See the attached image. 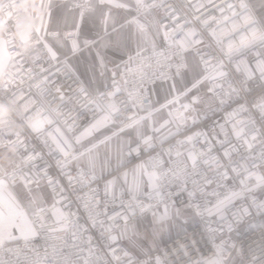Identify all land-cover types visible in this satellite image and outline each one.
Here are the masks:
<instances>
[{
	"label": "snow or ice",
	"instance_id": "1",
	"mask_svg": "<svg viewBox=\"0 0 264 264\" xmlns=\"http://www.w3.org/2000/svg\"><path fill=\"white\" fill-rule=\"evenodd\" d=\"M40 7L35 55L11 34L13 0L0 17L9 25L0 39V101L13 105L0 122V153L12 155L0 163V264H136L112 246L114 233L129 235L147 211L161 226L179 218L168 203L177 190L209 232L230 229L252 208L264 211L255 195H264V3L259 12L251 0H41ZM69 20L72 31L62 34ZM32 88L52 97L47 109L30 112ZM88 117L77 134L76 121ZM54 124L57 135L45 134ZM30 133L47 153L27 143ZM68 191L108 252L84 240ZM160 204L162 214L154 210ZM231 251L222 242L194 264H230Z\"/></svg>",
	"mask_w": 264,
	"mask_h": 264
},
{
	"label": "built area",
	"instance_id": "2",
	"mask_svg": "<svg viewBox=\"0 0 264 264\" xmlns=\"http://www.w3.org/2000/svg\"><path fill=\"white\" fill-rule=\"evenodd\" d=\"M171 2H182V0H171ZM20 19H27V10H24L19 14ZM63 34L64 32L72 31L70 29L60 30ZM69 43H71L69 41ZM38 49L33 48L29 56L37 54ZM47 67V64L43 65ZM64 76H60L59 80L63 82ZM29 89L27 83L25 84V95L27 96ZM30 99L34 100L35 103L29 105L30 112L33 110L47 109L49 102L52 100L51 96L45 95L42 97L37 89H31ZM47 114L46 112L44 113ZM75 116V113L72 114ZM220 114L217 115L216 119H219ZM241 119H247V117L241 116ZM87 119L81 118L76 121L77 134L79 131L83 130L86 125ZM58 126L64 128V125L60 123ZM54 125H44V129L47 132L52 133V135H57ZM235 142V141H234ZM27 143L30 146H35L37 151L43 150L47 153V148H44L42 139L38 138L35 133H30L28 136ZM197 148L200 147L199 144L196 145ZM217 153H214L216 155ZM222 157V154H219ZM51 174L53 176L57 175V170L52 169ZM62 183L67 185V181L62 179ZM95 187V185H93ZM101 185V189H102ZM66 195L71 200L70 210L75 213V219L82 226L84 233V240L87 241L89 236L92 237L93 247L98 249L101 253L108 252L109 249L104 246V241L100 237V228L93 227L91 220L88 219V211L85 209L83 203L76 201L75 194L68 191ZM257 199H264L259 191L256 192ZM223 198V196L221 197ZM250 202V201H249ZM169 206H188L192 211L194 218L192 224L184 229V231L172 238L166 239L158 248L148 251L144 254H138L136 250L122 237H120L119 232H116L118 236L117 241L112 245L117 249H123L127 251L136 264H146V262H154L157 257H159L164 264H194L196 260L208 259L213 256L216 251V246L222 242H227L231 251L230 263L234 260H238L241 264H264V211H260L256 208H252L250 214L237 217H233L231 220V227L217 228L214 232L208 231V221L201 217L194 203L189 199L187 193H181L179 190L173 191L170 200L168 201ZM213 203L215 200L213 199ZM237 208L246 207L243 201H236ZM164 204H160L158 209H154L157 213L164 208ZM211 207V205H209ZM67 210V209H65ZM117 210H119L117 208ZM236 211V209H233ZM150 215L153 216L151 211H147L138 214L132 221V223L138 221L139 219ZM122 224L123 221H120ZM214 228L215 224L212 225ZM37 246H41L43 241L37 239L35 241Z\"/></svg>",
	"mask_w": 264,
	"mask_h": 264
},
{
	"label": "clouds",
	"instance_id": "3",
	"mask_svg": "<svg viewBox=\"0 0 264 264\" xmlns=\"http://www.w3.org/2000/svg\"><path fill=\"white\" fill-rule=\"evenodd\" d=\"M7 0H0V17L5 14V4ZM14 11L17 14L12 25L11 34L15 38L19 49L26 55H30L34 45V33L39 26V17L44 15V10L40 7L41 0H13ZM27 10V19H20L19 14ZM9 33L7 21L0 18V39L5 38ZM10 67V66H9ZM9 67H5L7 72ZM13 115V105L9 102L0 101V122L6 121ZM12 159L10 152L0 153V163H8Z\"/></svg>",
	"mask_w": 264,
	"mask_h": 264
},
{
	"label": "rangeland",
	"instance_id": "4",
	"mask_svg": "<svg viewBox=\"0 0 264 264\" xmlns=\"http://www.w3.org/2000/svg\"><path fill=\"white\" fill-rule=\"evenodd\" d=\"M113 141V146H115ZM172 211L179 210L180 217L168 221L163 226L159 225L152 216H145L139 222L132 226L134 233V246H132L138 254H144L150 250L158 248L166 239L172 238L175 234H180L186 227L192 224L193 217L189 215V211L180 206L170 207ZM164 212V208L159 214ZM231 264V263H230ZM240 264V263H235Z\"/></svg>",
	"mask_w": 264,
	"mask_h": 264
},
{
	"label": "crops",
	"instance_id": "5",
	"mask_svg": "<svg viewBox=\"0 0 264 264\" xmlns=\"http://www.w3.org/2000/svg\"><path fill=\"white\" fill-rule=\"evenodd\" d=\"M57 2H59V0H57ZM251 3H253V4H255L256 5V10H257V12H259V10H260V7H261V4L262 3H264V0H251ZM51 27L52 28H56V24H55V21H53V23H52V25H51ZM71 28V20H69V22H68V25L67 26H65L64 24H61L60 26H59V30H64V29H70ZM70 45H71V43H69V47H70ZM85 56H87V53H85L84 54ZM80 70L82 71L83 69L82 68H80ZM122 180H123V177L121 176V182H122ZM131 180H132V177L131 176H129V182L131 183ZM144 180L146 181L147 180V176H145L144 177ZM15 188L13 189V192H14V194H15ZM181 208H185V209H187L188 211H189V215H191L193 218H194V215H193V213H192V211L190 210V208L188 207V206H181ZM150 216V215H149ZM153 217V216H152ZM140 221V219L138 220V221H136V222H134V223H132L131 224V229L133 228L132 226H134V224H136L137 222H139ZM134 233H133V229H132V231L129 233V235H127V236H124V237H122L125 241H127L130 245H132V246H134L135 248H136V246L134 245V243H133V241H134ZM175 235H178V234H175ZM174 235V236H175ZM151 251V250H150ZM240 263L238 260H234V261H232L231 262V264H235V263ZM241 264V263H240Z\"/></svg>",
	"mask_w": 264,
	"mask_h": 264
}]
</instances>
